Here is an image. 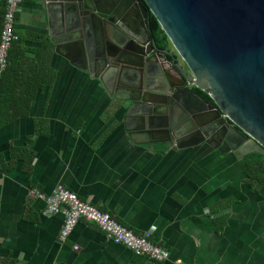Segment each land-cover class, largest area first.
<instances>
[{"label": "crops", "instance_id": "1", "mask_svg": "<svg viewBox=\"0 0 264 264\" xmlns=\"http://www.w3.org/2000/svg\"><path fill=\"white\" fill-rule=\"evenodd\" d=\"M60 19L35 0L15 16L1 95L17 117L0 127V264H264V185L245 183L244 155L199 135L174 148L148 129L131 106L130 75L106 89L98 71L79 69ZM57 186L136 234L150 232L168 258L136 255L84 220L60 241L63 214L31 193Z\"/></svg>", "mask_w": 264, "mask_h": 264}, {"label": "water", "instance_id": "2", "mask_svg": "<svg viewBox=\"0 0 264 264\" xmlns=\"http://www.w3.org/2000/svg\"><path fill=\"white\" fill-rule=\"evenodd\" d=\"M39 1L60 12L58 33L79 69L98 71L106 89L130 75L131 106L174 148L199 135L219 150L264 155V0ZM149 14L170 48L151 38Z\"/></svg>", "mask_w": 264, "mask_h": 264}, {"label": "built area", "instance_id": "3", "mask_svg": "<svg viewBox=\"0 0 264 264\" xmlns=\"http://www.w3.org/2000/svg\"><path fill=\"white\" fill-rule=\"evenodd\" d=\"M23 0H6V8L3 15L0 31V71L8 63V52L12 44L18 39L14 31L15 16ZM39 1V0H35ZM162 64L169 67V60H162ZM37 193L46 202V212L50 214L62 213L63 224L60 229L59 239L65 241L79 220L96 223L116 244H123L136 255L146 256L155 261H163L168 258L167 251L151 240L150 232L136 234L131 229L123 227L107 212L99 210L89 202L81 200L75 193L62 186H57L50 194ZM77 246H75L76 248Z\"/></svg>", "mask_w": 264, "mask_h": 264}, {"label": "trees", "instance_id": "4", "mask_svg": "<svg viewBox=\"0 0 264 264\" xmlns=\"http://www.w3.org/2000/svg\"><path fill=\"white\" fill-rule=\"evenodd\" d=\"M0 6L3 7V11L2 8H0V30H1L3 15L6 8V0H3V2L0 3ZM147 27L149 29L151 38L155 40L157 46L161 49L168 48L169 41L165 33L161 29L159 23L157 22L156 18L152 14H149L147 18ZM16 43L17 40L12 44L8 52V63L6 67L2 71H0V127L17 117L15 113L10 114L9 112H7V110L9 109L15 110V105H14L15 102H8L1 99L4 83L6 82V79L9 76V69H10L9 67L11 66L10 62L12 56V49L16 46ZM167 60L170 61V58L167 57ZM193 90L206 102L213 104V101L208 94L197 88H193ZM24 103H29V102H24ZM21 153L23 154L24 152L21 151ZM14 156L19 158L20 150H17ZM243 159L245 161L246 176H247V178L245 179V183L250 188H255L256 186L264 185V155L255 152L244 155ZM2 169L4 170L3 167Z\"/></svg>", "mask_w": 264, "mask_h": 264}, {"label": "flooded vegetation", "instance_id": "5", "mask_svg": "<svg viewBox=\"0 0 264 264\" xmlns=\"http://www.w3.org/2000/svg\"><path fill=\"white\" fill-rule=\"evenodd\" d=\"M213 143L216 144V141L214 140Z\"/></svg>", "mask_w": 264, "mask_h": 264}]
</instances>
